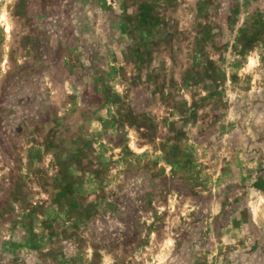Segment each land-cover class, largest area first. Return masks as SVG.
<instances>
[{"label":"rangeland","instance_id":"obj_1","mask_svg":"<svg viewBox=\"0 0 264 264\" xmlns=\"http://www.w3.org/2000/svg\"><path fill=\"white\" fill-rule=\"evenodd\" d=\"M0 264H264V0H0Z\"/></svg>","mask_w":264,"mask_h":264}]
</instances>
